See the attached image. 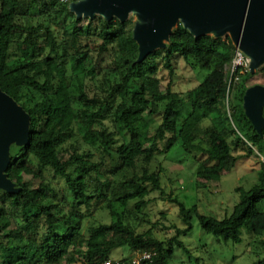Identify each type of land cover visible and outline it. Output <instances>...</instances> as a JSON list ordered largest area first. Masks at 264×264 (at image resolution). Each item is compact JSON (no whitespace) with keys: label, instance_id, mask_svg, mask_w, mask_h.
<instances>
[{"label":"trees","instance_id":"1","mask_svg":"<svg viewBox=\"0 0 264 264\" xmlns=\"http://www.w3.org/2000/svg\"><path fill=\"white\" fill-rule=\"evenodd\" d=\"M60 3L0 0V89L31 117L29 143L11 147L7 170L20 191L0 190V264H102L115 260L112 253L122 248L155 252L160 262L171 264L176 249L189 253L179 236L166 244L140 234L126 211L141 213L151 194L165 195V170L153 167L176 145L206 156L197 176L209 181L254 150L264 158V131L260 136L253 129L243 109L253 76L236 72L230 79L236 48L229 37L195 39L181 25L165 50L137 63L131 21L77 20L68 4L50 14ZM176 57L209 70L205 81L185 93L173 91ZM158 60L170 72L164 90ZM158 115L161 123L151 126L147 118ZM240 146L246 155H236ZM59 180L62 187L54 184ZM236 191L239 203L221 220L169 196L186 226L178 235L190 234L195 213L203 231L219 242L239 245L247 229L264 250V161L257 183ZM98 206L111 222L86 226ZM255 264H264V257Z\"/></svg>","mask_w":264,"mask_h":264},{"label":"rangeland","instance_id":"2","mask_svg":"<svg viewBox=\"0 0 264 264\" xmlns=\"http://www.w3.org/2000/svg\"><path fill=\"white\" fill-rule=\"evenodd\" d=\"M60 1L61 3L57 4L50 14H57L63 4H68L69 13L73 14L69 10V5L75 1L72 0L71 3H68L71 0ZM83 19L86 22L90 20L88 18ZM41 21L48 23L44 18ZM129 21L133 23L134 28L135 18L131 16ZM54 28L57 33L62 32L60 25L55 24ZM157 65L159 69L157 72L158 78L162 80L161 88L164 90L170 82V72L164 68L162 60H158ZM173 66L174 84L172 89L178 93H185L198 87L210 73L209 70H200L187 65L179 57L174 59ZM252 76L248 83L249 88L255 85H264V67L257 70ZM236 82V84H239L241 80ZM96 88L98 90H95ZM96 88L94 91L101 95V88L97 86ZM235 95L236 93L233 94L232 90L229 101H226L230 107L234 104L233 98ZM147 119L151 126H158L162 121L160 115L148 117ZM204 125L207 126L209 123ZM167 138H171V135ZM166 143L167 140L160 143V148L164 150ZM254 151L255 153L249 158L240 159L230 172H224L219 180L209 181L200 179L197 176V173L203 168L201 163L205 161L206 156L198 151L194 152L193 155H189L176 145L169 153L158 156V162L153 167V169H158L160 164L165 170L162 174V189L165 195L160 192L151 194L149 197L150 204L141 213L129 209L126 211V218L137 228L140 234H151L166 244L169 240L179 236L178 239L185 244L189 253L176 249L171 264H255L257 260L264 257V250L260 248L257 242L258 239L254 238L256 236L247 229L243 230V242L239 245L230 242H219L215 237L203 231L198 215L194 213L190 234L187 236L178 235V231L185 230L186 226L178 217V207L172 204L169 198V196L178 198L187 208L197 206L200 215L211 216L219 220L230 217L240 200V194L236 191L237 188L242 187L249 190L258 181V171L264 158L257 150ZM236 155H246L245 149L240 146L236 151ZM98 157L99 154H97ZM209 165H213V163ZM54 184L62 187V181L60 180L55 181ZM64 194L70 195L66 191ZM261 208L264 211V202L261 203ZM91 222L94 224L95 222L110 223L111 220L99 207V210L86 221V226ZM136 254L129 248H122L114 251L111 258L115 260L133 259Z\"/></svg>","mask_w":264,"mask_h":264},{"label":"water","instance_id":"3","mask_svg":"<svg viewBox=\"0 0 264 264\" xmlns=\"http://www.w3.org/2000/svg\"><path fill=\"white\" fill-rule=\"evenodd\" d=\"M69 10L77 20L100 16L108 22L126 23L133 16L137 63L165 50L181 25L195 39L229 37L249 60L251 75L264 67V0H81L71 3ZM243 109L253 129L263 136L264 85L246 90ZM30 125L26 110L0 89V190L9 194L20 191L7 175L11 147L28 145Z\"/></svg>","mask_w":264,"mask_h":264},{"label":"built area","instance_id":"4","mask_svg":"<svg viewBox=\"0 0 264 264\" xmlns=\"http://www.w3.org/2000/svg\"><path fill=\"white\" fill-rule=\"evenodd\" d=\"M249 69V60L247 57L241 53L239 50H236L234 55L232 64L228 68V72H230L231 79L236 72H239L241 75L248 72ZM239 78H236V81ZM231 84V80H230ZM102 264H165L158 260V255L155 252H144L137 253L133 259H127V261L123 260H107Z\"/></svg>","mask_w":264,"mask_h":264}]
</instances>
